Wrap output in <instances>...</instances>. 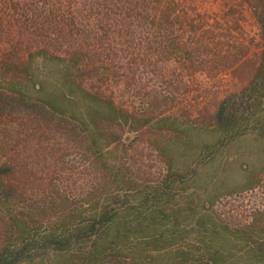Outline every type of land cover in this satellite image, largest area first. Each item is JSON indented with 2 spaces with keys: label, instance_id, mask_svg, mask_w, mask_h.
I'll return each instance as SVG.
<instances>
[{
  "label": "trees",
  "instance_id": "obj_1",
  "mask_svg": "<svg viewBox=\"0 0 264 264\" xmlns=\"http://www.w3.org/2000/svg\"><path fill=\"white\" fill-rule=\"evenodd\" d=\"M247 1L264 40V0ZM224 18L202 13L196 0H0V125L16 113L38 124L52 119L68 128V157L82 163L68 169V198L63 190L37 191L34 164L11 155L18 147L6 155L2 138L0 264L51 254L66 264H264V244L253 248L243 232L223 241L245 243L247 256L220 251L224 243L201 219L191 227L194 248L177 219H118L98 193L130 186L125 163L107 167L104 149L165 120L177 86L169 74H218L240 61L225 45L228 28H218ZM237 98L218 103L220 128L233 127ZM37 193L50 198L36 203Z\"/></svg>",
  "mask_w": 264,
  "mask_h": 264
},
{
  "label": "rangeland",
  "instance_id": "obj_2",
  "mask_svg": "<svg viewBox=\"0 0 264 264\" xmlns=\"http://www.w3.org/2000/svg\"><path fill=\"white\" fill-rule=\"evenodd\" d=\"M196 5L213 19L224 16L229 22L223 20L218 28H228L225 45L240 61L218 74H169L166 81L177 86L162 112L165 120L133 135L130 142L104 149L107 167L125 163L130 186H108L98 193L118 219H177L185 226L186 243L194 248L198 242L191 227L204 219L215 242L224 243L220 251L247 256L245 243L223 240L243 232L241 236L257 242L253 248L264 244V40L247 0H196ZM228 95L238 97L237 118L233 127L222 129L213 115ZM28 114L16 113L10 124L0 125V141H8L6 155L18 147L11 155L34 164L37 191L63 190L68 198V169L82 164L68 157V128H55L52 119L38 124ZM98 169L103 175L100 164ZM49 195L37 193L36 203ZM252 223L255 228L247 229ZM32 264L66 263L51 254Z\"/></svg>",
  "mask_w": 264,
  "mask_h": 264
}]
</instances>
